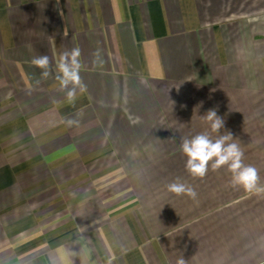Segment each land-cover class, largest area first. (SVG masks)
Segmentation results:
<instances>
[{"label":"crops","instance_id":"1","mask_svg":"<svg viewBox=\"0 0 264 264\" xmlns=\"http://www.w3.org/2000/svg\"><path fill=\"white\" fill-rule=\"evenodd\" d=\"M213 108L264 184V0H0V264H264V198L185 169Z\"/></svg>","mask_w":264,"mask_h":264},{"label":"clouds","instance_id":"2","mask_svg":"<svg viewBox=\"0 0 264 264\" xmlns=\"http://www.w3.org/2000/svg\"><path fill=\"white\" fill-rule=\"evenodd\" d=\"M93 63H102L100 51L93 53ZM31 64L41 70V77L47 79L51 74L52 61L48 55L36 56ZM81 50L78 47L70 51H62L55 61V78L60 89L65 92L69 103H74L77 98V89L83 91L85 85L81 77ZM210 125L213 139L208 133H199L191 138H181L180 151L186 157L185 169L193 178L203 179L209 171L226 168L231 174L230 185L233 189L243 190L249 196L264 198V184L260 182L259 171L256 167L244 163V151L239 144L233 142L231 132L225 130V120L217 115L215 108L209 109L203 116ZM68 127L78 126L79 121L68 119ZM221 130L225 134H221ZM167 191L176 196H187L193 200L197 192L188 184L174 181L167 185ZM53 264H58L53 261ZM73 264V261H72ZM176 264H186L180 257Z\"/></svg>","mask_w":264,"mask_h":264}]
</instances>
